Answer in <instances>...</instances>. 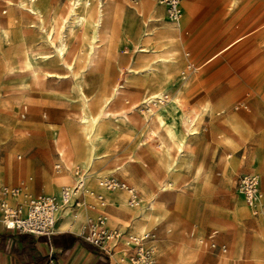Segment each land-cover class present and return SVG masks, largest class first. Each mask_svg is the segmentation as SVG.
Masks as SVG:
<instances>
[{
	"label": "rangeland",
	"instance_id": "obj_1",
	"mask_svg": "<svg viewBox=\"0 0 264 264\" xmlns=\"http://www.w3.org/2000/svg\"><path fill=\"white\" fill-rule=\"evenodd\" d=\"M27 1L0 0V23L9 27L8 33L0 32V186H18L25 180L22 189L27 187L33 196L59 194L70 187L75 171L86 172L87 159L77 161L72 171L53 173L59 162L56 150L64 152L66 166L71 160L69 150H60L67 148V142L58 136L61 127L65 121L76 127L79 124L81 137L70 141L75 148L90 150L79 121L84 105L89 115L97 117L122 82V94L110 111L124 112L126 117L111 116L100 124L106 141L98 145L97 159L88 171V187L94 196H86L82 212L86 209L90 216L98 212L91 217L94 221L107 216L112 228L121 221L106 213L113 207L109 203L111 194L123 195L126 203L120 201L121 209L133 218L125 217L128 223L124 229L119 226V232L129 237L154 235L158 264H167L165 255H169L171 264H201L198 253L205 259L203 264L220 260H227V264H264V243L260 242L264 241V215L252 214L238 186V177L255 168L264 203V0H186L185 15L178 25L158 7L159 23H171L179 32L175 40L161 42L162 49L155 56L148 54H154L157 46L152 44L147 51V45L158 41L161 30L155 27L149 31L151 21H147L149 35L141 37L148 13L140 16L130 6L137 0H127L126 8L118 6L110 13L105 6L95 52L86 68L75 67L77 50L83 43L81 29L71 23V18L69 22L62 18L72 0H38L36 7L44 12L43 23L28 10ZM187 1L195 3L192 14ZM86 31L90 34L91 28ZM60 34L68 35L67 60L74 64L73 70L58 63L55 47L60 45ZM130 42L136 49L128 45ZM26 53L40 63L43 71L61 78L44 80L43 72L35 78L31 72L20 70L17 63ZM41 55L49 59L36 61ZM156 58L159 64L153 67ZM191 64L200 68L184 81L183 73ZM149 68L155 70L149 73ZM160 91L165 92L166 101L158 103L157 108L179 97L181 108L192 119H196L195 112L201 113L194 122V134L185 138L184 147L179 144L180 157L174 164L175 151L170 153L147 131L151 119L145 103L129 113L135 103ZM24 106L28 110L22 117ZM228 118H234L244 129L236 127L234 131ZM47 129H55L57 135L47 133ZM98 173L101 178L96 177ZM69 174L68 182H60ZM29 176L33 178L32 188ZM109 177L134 188L140 203L131 207L129 196L120 192L124 190L104 191L101 183ZM53 182L57 183L55 188ZM102 207L104 212L98 211ZM242 208L246 216L241 215ZM81 220L85 222V216L77 222ZM143 224L147 230L142 234L139 227ZM193 224H198L197 233L185 235ZM214 229L218 242L228 247L227 254L204 247L202 240ZM130 244L131 240L124 238L116 242L119 257L131 252Z\"/></svg>",
	"mask_w": 264,
	"mask_h": 264
},
{
	"label": "bare ground",
	"instance_id": "obj_2",
	"mask_svg": "<svg viewBox=\"0 0 264 264\" xmlns=\"http://www.w3.org/2000/svg\"><path fill=\"white\" fill-rule=\"evenodd\" d=\"M37 1L38 0H28L27 1L28 10L32 14L38 15L40 22L43 23L42 14L44 12L42 13L40 11V9L38 7H36ZM184 1H183V3H184ZM125 2L127 3V0H72L68 3L66 14H64L62 18H64L66 22H69L68 20L71 18V23L78 25L79 29H81L82 40H83L82 45L77 50L76 58L78 59V62L75 65V67L82 65L83 68H86L91 62L92 56L95 52L94 44L96 43V41L98 39V29H99L100 24L104 20L105 15H106L104 7L106 6L107 11L110 13L111 11L114 10V8H116L118 6H120L122 8L123 7L126 8L127 6H126ZM183 3H182V5H183ZM130 6H132L133 9L140 14V16L144 17L145 12L148 13V17L144 22V24H145L144 25V31H143V34L141 37L148 36L149 34L145 30V27H146L147 21H152V15L154 13V10H155L157 4H155L154 1H152V0H141L140 4L130 5ZM188 8H189V11H191V8L189 6H188ZM48 12H47V14H48ZM107 22H110V21H107ZM172 23H174V22H172ZM179 23H181V22H179ZM179 23H175V24L178 25ZM89 27L91 28L90 34H88L86 31L87 28H89ZM42 30H43V28H42ZM51 30H53V29H51ZM0 32L3 34L8 33L9 27L8 26L3 27L0 23ZM178 32H179L178 27H176V26H171L168 29H161V31L159 32V38H161V37L166 38V40L163 42L169 43V42L175 40V38L178 35ZM68 35H74V34L72 32H69ZM47 36H48V38L51 39L52 33L48 31ZM67 36H63V34H60V37L58 38V39H60V45L55 47V51L59 57L58 63H60V65L67 67L69 70H73L74 67L72 65H74V64H70L67 60V58H68L67 55H68V53H70V50H69V47L67 44ZM101 53H102V51H101ZM38 59L42 60V61H47L49 59V56L48 55H41L39 58H36V61ZM17 64H18V68H20V70L24 69V70H27L28 72H31L35 76V78H38L40 72H43L42 76H43L44 80H48L49 78H53V77L61 78L60 75H55V74H52L50 72L43 71V68L40 65V63L34 62V60L27 53L23 56V58L20 61H18ZM146 70H148V69L146 68ZM154 70H155L154 68H149V73H152ZM123 88H124V84L122 82H119L116 85L112 96L106 100L105 104L102 106L97 117L89 115L86 111V105H84L83 111L81 112V115L79 116V119H80L79 121L81 122L83 133L87 137L88 142L90 144V150H81L80 147L75 148L72 145L70 138L68 137L66 129L65 130L62 129L63 130L62 133L60 132V134H61L60 137L64 141L67 142V144H66L67 148L63 147V150H69V154L71 156L73 167L76 165L77 161H80L82 159H87V164H86V172H87L91 168L94 161L97 159V156H98L97 147L99 144L104 143L106 141V136L103 133L102 129L100 128V124L104 121L105 118H108L111 116L118 118V115H122L123 117H126V114L124 112L121 114H117V113H113L110 111L111 104H113L116 100L119 99V97L122 94ZM164 96H165V92H163V91H160L157 93H152L150 96L144 98L142 103H137V104L135 103L133 105V107L129 110V113L130 112L132 113L133 111L139 109L140 106L143 103H145V105L147 106L146 112L153 115V117L151 118V121L148 125L147 131H149L151 134H154V136L160 140V143L166 146L167 150L170 153H173L175 151V155H173L174 156L173 164H174V162H176L180 157L181 150L179 148V144H181V146L184 147L185 143H186L184 141L185 138L194 134V132H195L194 122H195V120H197L200 117L201 113L195 112L196 119H192L190 117L189 112L185 111L183 108H181V106H180L181 99L179 97H176V99L171 101V102L169 101L170 103H168L167 106H162V107L157 108L158 103L162 104L163 101H166V99H164ZM172 169H173V166L171 169H167V176H169L171 174ZM78 172L86 173L82 170H78V171H75V176ZM96 177L101 178V177H99V173L96 175ZM68 179L69 178L67 176L62 177L60 179V182H68ZM109 179H110V177L108 179L105 178L104 181H108ZM132 189H134V188H132ZM124 191L128 194V196H130L129 191H127V190H124ZM85 193H86V196H94V191L91 190L88 186H86ZM76 195H78V194H76ZM32 196H33V193L31 191H29L27 187H25V189L20 190V195L18 197V200L23 203V209L24 210L27 208L28 201ZM86 198L87 197H85V199L78 204V206L75 208V210H72L70 207H67L65 209V210L68 209L66 211V214H65V216H66L65 220H67L68 218L69 219L71 218L72 221H78L81 217L85 216V222H84V224H85L88 220L93 219L91 217H94V216H90V214H86L85 211H83L84 212L83 213L81 210L83 208V206H85V204H86ZM12 204H14V203H12ZM261 204H264L262 202V199H261ZM129 205L132 206L130 203H129ZM132 207H134V206H132ZM74 211H76V212H74ZM263 212H264L263 208L262 209L260 208L259 213L263 215ZM252 214H253V212H252ZM241 215L246 216L244 208H242ZM99 218H103V220L105 222V226L109 227V225H108V219L109 218L107 216L104 215V216H101ZM82 229H83V226L81 228V231H82ZM146 230H147V227L145 224H143L139 227V231L142 234L145 233ZM122 236H123V234L121 233L120 237L111 241L110 245L113 246L114 250H115L116 242ZM132 237H131V239H132ZM131 239H124V241L125 240H131ZM115 252H116V250H115ZM127 255L128 254H126V256ZM194 256H192V257H194ZM171 258L174 259V257H171ZM164 260L168 264V263H170L171 259L169 258V255H165ZM193 260L195 261L196 258H194Z\"/></svg>",
	"mask_w": 264,
	"mask_h": 264
},
{
	"label": "built area",
	"instance_id": "obj_3",
	"mask_svg": "<svg viewBox=\"0 0 264 264\" xmlns=\"http://www.w3.org/2000/svg\"><path fill=\"white\" fill-rule=\"evenodd\" d=\"M159 4L164 6L168 20L179 23L184 16V0H158ZM195 70L190 65L183 73L182 79L185 81ZM61 157V154H59ZM56 171L60 172V164L55 166ZM88 174L78 172L76 179L71 187H65L58 196L39 195L29 199L27 208L23 209V203L18 200L20 187L0 186V223L6 231L29 234L34 236H51L56 232L59 214L67 207L76 208L78 204L86 197L85 189L87 186ZM104 191L127 190L130 192L129 203L135 206L140 200L134 191L124 182L111 178L101 183ZM239 192L244 201L254 215L264 210V204H261L263 192L261 189L260 176L254 172L242 173L238 178ZM78 194V195H76ZM12 201L14 204H12ZM264 215V212H263ZM198 231V225L194 224L184 233L187 236H194ZM218 231L212 230L202 240L205 248L209 250H220L223 254L228 253V247L220 244L217 239ZM118 229H109L105 226L103 218L96 221L88 220L81 231V237L91 245L101 251L115 252L111 241L120 237ZM155 236L145 234L135 236L131 239V252L126 257H120L118 264H158L154 255ZM45 264H59L56 252L50 248Z\"/></svg>",
	"mask_w": 264,
	"mask_h": 264
},
{
	"label": "crops",
	"instance_id": "obj_4",
	"mask_svg": "<svg viewBox=\"0 0 264 264\" xmlns=\"http://www.w3.org/2000/svg\"><path fill=\"white\" fill-rule=\"evenodd\" d=\"M138 2H139V0L135 1L134 2L135 5H137ZM156 3H157V6H156L154 13L152 15V21L149 24L150 25L149 27H151V29L148 28L149 31H152L155 27H157V29H159V30L168 29L169 27H171V25H170L171 23H168L165 21L159 23L160 19L158 17H156L157 8L158 7L163 8L165 16H166V11H165L164 6L159 4L158 0H156ZM186 4H187V6H189L191 8V14H192L194 12V6L193 5L195 3L190 4L187 1ZM183 11H184V15H185L184 7H183ZM183 18H184V16H183ZM154 19H156V20L154 21ZM239 39L240 38H238L237 40L230 43L225 48H223L222 50H220L219 52L214 54L211 58H209L207 60V62L211 61L216 56L220 55L224 50L231 47ZM165 40H166V38L161 37L158 39V41H153L151 44L147 45V51H148L150 45L155 44L157 46V50H156V52H154V54L149 53V52H147V54L149 53L148 55H152V56L157 55L158 51H160L162 49L161 42H163ZM126 44L127 43H124L123 45H126ZM128 45H134V44H132L130 42V43H128ZM135 46L136 45H134V48L136 49ZM168 49L170 50L169 54L174 55L173 50L170 48H168ZM137 54H138V52H137ZM130 56L132 57V55H130ZM137 60H138V57L136 60L133 59V61H134L133 63H136ZM152 63H153L152 64L153 67H157L159 64V59L157 60V58H156ZM191 65H193L195 67V70L190 74V76L200 68V66L196 67L195 64H191ZM181 67H182V63H181ZM87 70H92V69H87ZM81 79H82L83 85L85 86V81L83 80L82 77H81ZM170 89H172V86H170ZM90 103L92 104L91 99H90ZM27 110H28V107L24 106L22 109V113H21L22 117L26 116ZM45 116L46 115L44 114V117ZM152 117H153V115L149 114V119H151ZM228 121H229L230 125L232 126V128L234 129V131H235L236 127L244 129L237 122H235L234 118H232V119L228 118ZM62 129L63 130L66 129L68 137L71 139L81 137V133L79 131L80 130L79 124L76 127L71 122L65 121V124L63 125V127H61V133L63 131ZM47 133H56V135H57V132L55 129H47ZM59 135H61V134H58V136ZM38 138H40V134L38 135ZM60 150H63V148H61ZM56 152H57L58 158H59V162L56 165L60 164L62 167V170L60 172H57L56 168H55L56 165H55L53 173L54 174H61L63 171H72V169H73L72 160H69V165L67 164V166H66L65 165V156L63 155L64 152L62 153L59 150H56ZM59 154H61V157L59 156ZM88 171H87V174H88ZM247 172H254V173L258 174L255 171V168H250ZM67 176H69V179H68V181H69L71 179V175L69 174ZM90 176L91 175L88 174L87 186L90 183V180H89ZM73 178H74V176H73ZM31 181H33V178H32V176H29L28 182L30 183L31 188H32L33 183ZM74 182H75V180H74ZM74 182H73V184H74ZM56 184H55V182H53V184L51 183L52 187H54V188L57 186ZM73 184L71 186H73ZM24 186H25V180L21 181L18 186H10V187H20L22 189ZM120 192L127 194L124 191H120ZM59 194H60V192H59ZM59 194H44V195H56V196H58ZM123 198H124L123 195H118V194H114V193L111 194V198H110L109 203H111L113 205V207L110 209L109 212H106V213H109V214L119 218L121 222H118L112 228L107 227L109 229H118L119 230V226L122 229H124L126 224L128 223L125 220V217L131 216V214L129 212L125 211L124 209H121L120 200L124 201ZM12 203H13V201H12ZM65 209L59 214L58 222H57V226H56V232L51 236H34V235H29V234H22V233H17V232L6 231L4 226L0 223V264H45L50 248H53L55 250L59 264H118L119 258L121 257V256L120 257L118 256L120 249L118 251L115 249L116 252H112V251H107V252L106 251H99L98 252L94 248L93 245L86 242L81 237V233H80L81 227H82L81 225L84 224V221L83 220H81L80 222L72 221L71 218L70 219L68 218L67 220H65V218H66L65 214H66V211L68 210V209L67 210H65ZM71 209L75 210V208H71ZM103 210H104V208L102 207L98 211L104 212ZM85 213L89 214V212H87L86 210H85ZM97 213L98 212H93L92 214L95 217L97 215ZM236 219L238 220V217H236L235 220ZM191 227L192 226H190L186 230L190 229ZM121 238L131 239V237L124 236V235ZM260 242L264 243L263 240H260ZM131 250H132V248L130 246V251ZM197 257L198 258L201 257V264H203L205 261L203 255H200L198 253ZM213 262H215V261H213ZM227 263H228L227 260H220V261L216 262L215 264H227Z\"/></svg>",
	"mask_w": 264,
	"mask_h": 264
},
{
	"label": "trees",
	"instance_id": "obj_5",
	"mask_svg": "<svg viewBox=\"0 0 264 264\" xmlns=\"http://www.w3.org/2000/svg\"><path fill=\"white\" fill-rule=\"evenodd\" d=\"M94 248H95V249H96L98 252H99V251H101L100 249H98V248H97V247H95V246H94Z\"/></svg>",
	"mask_w": 264,
	"mask_h": 264
}]
</instances>
